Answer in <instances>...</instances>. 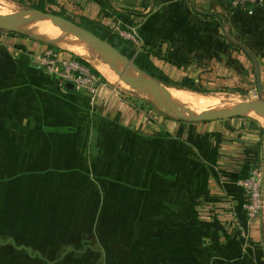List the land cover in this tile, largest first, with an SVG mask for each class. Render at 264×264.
Instances as JSON below:
<instances>
[{
	"label": "crops",
	"instance_id": "obj_1",
	"mask_svg": "<svg viewBox=\"0 0 264 264\" xmlns=\"http://www.w3.org/2000/svg\"><path fill=\"white\" fill-rule=\"evenodd\" d=\"M193 1L199 10L214 15L195 11ZM77 3L82 19L115 34L135 29L144 52L174 80L193 78L214 91H247L248 80L256 76L249 53L259 64L264 91V4L234 10L229 0ZM226 13L230 20L225 24L220 16ZM235 43L240 52L230 46ZM46 47L35 39L0 31L1 160L62 157L73 163L96 160L102 172L128 176L142 172L144 184H121L124 180L119 178V192L129 194L124 203L135 210L128 216L131 223L137 216L136 224H146L147 239L174 247L170 258L177 257L179 264H199L208 253V264L238 260L259 264L264 256L261 226L254 222L246 246L228 210L232 203L238 221L246 225L248 195L242 182L259 157L258 134L248 121L185 123L160 114L153 120L140 104L111 85L92 104L87 93L68 91L57 76L39 67L34 56ZM88 53L90 60L120 78Z\"/></svg>",
	"mask_w": 264,
	"mask_h": 264
},
{
	"label": "rangeland",
	"instance_id": "obj_2",
	"mask_svg": "<svg viewBox=\"0 0 264 264\" xmlns=\"http://www.w3.org/2000/svg\"><path fill=\"white\" fill-rule=\"evenodd\" d=\"M39 1L50 13L61 14L78 24L85 21L80 15L77 0H0V14L36 11ZM46 34L56 35L57 40H61L66 31L51 27L38 33L39 36ZM73 38L67 36L63 41ZM79 41L84 45L85 57H89L88 51L96 57L84 41ZM52 45L68 51L56 42ZM102 80L140 106L147 104L145 93L129 89L121 77L109 80L102 76ZM199 87L210 92L203 95L175 87L169 89L184 91L201 101L199 106H193L190 101L173 99L180 108L190 112L232 107L262 99L257 86H249V90L243 92ZM153 110L167 118L156 108ZM255 120L264 128V121ZM1 156L0 153V264L180 263L177 257L168 256L173 246L168 247L167 243L151 237L147 239L146 224H136L137 216L132 224L128 217L134 216L135 210L131 211L124 203L128 202L129 194L125 192L124 196L121 195L118 181L122 178L124 181L121 184H144V177L140 176L142 172L133 176H128L126 172H102L101 164L96 160L73 163L57 157L54 161L23 162L1 160ZM111 162L108 160V163ZM255 170L263 172L260 189L262 209L257 222L261 226L264 243V145L251 174ZM210 260L206 253L201 256L199 264H208ZM232 263L252 264L251 260ZM259 264H264V256Z\"/></svg>",
	"mask_w": 264,
	"mask_h": 264
},
{
	"label": "water",
	"instance_id": "obj_3",
	"mask_svg": "<svg viewBox=\"0 0 264 264\" xmlns=\"http://www.w3.org/2000/svg\"><path fill=\"white\" fill-rule=\"evenodd\" d=\"M192 6L195 11L202 15H214L213 13L199 10L195 1L192 2ZM220 17L226 24V19H224L223 16ZM48 26L63 29L66 31V35H64L61 40L51 41L35 33V31H42ZM0 31L22 34L48 45L63 41L67 36L80 38L97 58L120 74L122 80L138 83L142 90L141 92L145 93L147 101L150 102L160 113L171 119L185 123H210L235 118L264 120V91L261 84L260 67L258 62L251 55L249 56L254 63L256 71L257 90L262 96V99L259 102L242 103L232 107L210 108L202 111L190 112L181 109L167 92V88L173 87L164 85L155 80L149 74L141 70L135 64L134 60L127 58L110 43L91 33L76 22L69 21L60 16L46 14L38 10L27 14H0ZM228 36L230 40L234 42L230 32L228 33ZM64 85L68 91L76 90V86L72 82H65Z\"/></svg>",
	"mask_w": 264,
	"mask_h": 264
},
{
	"label": "built area",
	"instance_id": "obj_4",
	"mask_svg": "<svg viewBox=\"0 0 264 264\" xmlns=\"http://www.w3.org/2000/svg\"><path fill=\"white\" fill-rule=\"evenodd\" d=\"M231 8L236 9H248L250 6L263 5L264 0H229ZM252 14V11L249 10ZM122 39L132 44L136 55L144 52L143 45L138 38L137 31L135 29L131 31H120L117 33ZM71 52L63 49L46 47L34 56L37 64L40 68L47 70L48 72L57 76L63 83L72 82L75 84L76 89L82 90L90 96V101L93 104L99 97L100 91L107 88L109 84L104 82L102 78L93 74L88 68L79 64L72 58ZM117 91L116 89H114ZM144 114H147L149 118L155 120L158 113L152 108L145 107ZM263 181V172L261 170H255L252 172L251 177L242 182V185L247 190L248 200L245 206L246 209V225H242L234 212L232 203H228V210L232 214V225L234 229L240 234V238L247 246L252 233V226L257 221L259 211L262 209L261 200V186Z\"/></svg>",
	"mask_w": 264,
	"mask_h": 264
},
{
	"label": "trees",
	"instance_id": "obj_5",
	"mask_svg": "<svg viewBox=\"0 0 264 264\" xmlns=\"http://www.w3.org/2000/svg\"><path fill=\"white\" fill-rule=\"evenodd\" d=\"M38 4L39 5L36 7V10L43 12V13H46V14L50 13L46 8H44V6H43L44 3L42 1H39ZM50 14L60 16V17H63L69 21L75 22L72 19H69L68 17H65V16L58 14V13L52 12ZM224 19H226V21L229 22L230 14L229 13L224 14ZM80 25L82 27H84L85 29H87L88 31H90L91 33L95 34L96 36H98L101 39L110 43L114 48H116L120 53H122L127 58L134 60L135 64L141 70H143L144 72L149 74L151 77H153L158 82H160L164 85H167V86L176 87L179 89L190 90V91L200 93V94H206V93L210 92L208 90H204L203 88H200L199 83L196 80H194L193 78H183L180 80H174V79L170 78L169 76H167L162 70H160L156 66V64L152 60L151 54H149L147 52H142V53L136 55V52L133 49V46L130 42L125 41L119 35L113 33L111 30H109L105 27H102L98 23L93 22V21H89V20H85L83 22V24H80ZM4 32H6V31H4ZM9 33L15 34V35H20L22 37L28 38V36H25L22 34L11 33V32H9ZM39 42L45 44L44 42H41V41H39ZM46 45L50 48H55V46H53V45H48V44H46ZM230 46L234 49L241 50V47L239 45L230 44ZM70 54H71L72 58L75 59L79 64L88 68L93 74L102 78L101 74L95 68H93L87 61H85L84 59H82L81 57H79L73 53H70ZM246 54L250 60V63L253 66V70L255 71L254 63H253L251 57L249 56L251 54H249V53H246ZM255 73H256V71H255ZM250 75H251V73H250ZM246 86H250V87L256 86V76L254 79H252V75H251V79L248 80V84H246ZM232 90L237 91V92H243L242 89H238V88H235ZM244 91H246V90H244ZM146 103L148 105H150L151 107L148 106L147 104H143V105H141L142 106L141 109H144L145 107H149V108H153V109L155 108L150 102H146ZM167 118H169V117L167 116ZM242 119L247 120L250 128L258 134V138H259L258 148H259V151H261L263 149V145H264V128L261 125H259L258 121L255 119H252V118H242Z\"/></svg>",
	"mask_w": 264,
	"mask_h": 264
},
{
	"label": "bare ground",
	"instance_id": "obj_6",
	"mask_svg": "<svg viewBox=\"0 0 264 264\" xmlns=\"http://www.w3.org/2000/svg\"><path fill=\"white\" fill-rule=\"evenodd\" d=\"M48 27H53V26H48ZM48 27H46L45 29H47ZM49 28V29H50ZM40 32V30L35 31L36 34H38ZM45 32V31H44ZM41 34V33H40ZM41 37L46 38L48 40L51 41H57V36L56 35H50V34H46V35H41ZM68 40V39H67ZM81 40L78 37H74L72 40L69 41H63V42H56V44L63 46L65 49H67L68 51L70 50L71 52H74L75 54L79 55V56H84L85 57V50H84V45L79 41ZM83 41V40H82ZM88 53V52H87ZM87 58V60H89L91 62V64L107 79L109 80H117L118 77L112 72H110L107 67L99 62L96 61H92L89 59V57H85ZM114 71V70H113ZM122 78V77H121ZM131 79V78H130ZM133 80V79H131ZM124 81V80H123ZM126 82V83H125ZM125 86L127 85L129 89L134 90L136 92H141V88L138 85V83L131 81V82H127L125 81ZM123 83V84H124ZM167 92L170 94V96L175 99V100H182V102L187 101V103L190 101L192 103V105H197L199 106L200 104V100L193 96V95H189L186 94L184 91H177V90H172L167 88ZM193 105V106H194ZM182 109V108H181ZM184 110V109H183ZM186 111V110H185ZM262 120V119H259ZM264 121V120H262ZM263 125V124H262Z\"/></svg>",
	"mask_w": 264,
	"mask_h": 264
}]
</instances>
